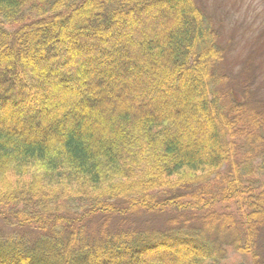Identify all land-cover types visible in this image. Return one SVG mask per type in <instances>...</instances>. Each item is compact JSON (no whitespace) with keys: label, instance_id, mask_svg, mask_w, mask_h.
<instances>
[{"label":"trees","instance_id":"16d2710c","mask_svg":"<svg viewBox=\"0 0 264 264\" xmlns=\"http://www.w3.org/2000/svg\"><path fill=\"white\" fill-rule=\"evenodd\" d=\"M217 31L197 0H0V264H264V92Z\"/></svg>","mask_w":264,"mask_h":264},{"label":"rangeland","instance_id":"374dc122","mask_svg":"<svg viewBox=\"0 0 264 264\" xmlns=\"http://www.w3.org/2000/svg\"><path fill=\"white\" fill-rule=\"evenodd\" d=\"M197 1L205 7L218 29L220 44L224 50V58L218 64H221L222 71L228 72L233 80L240 83L234 82L238 95L244 98L239 93L242 82L250 83L251 88L258 89V92H264V0ZM196 135L201 134L198 132ZM259 162L260 160H256L255 166ZM263 179L264 171H258V168L255 169L253 175L245 178V180H252L254 183L261 182ZM15 181L14 177L9 179V182ZM5 188V183L0 180V192ZM226 204L221 205L227 206ZM237 206L238 203L230 202L228 211H235ZM0 227H3L1 222ZM242 261L250 264L252 259L229 249V256L223 264H239Z\"/></svg>","mask_w":264,"mask_h":264}]
</instances>
